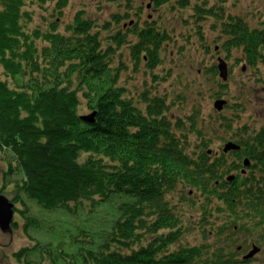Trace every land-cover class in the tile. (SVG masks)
I'll use <instances>...</instances> for the list:
<instances>
[{
    "label": "trees",
    "instance_id": "obj_1",
    "mask_svg": "<svg viewBox=\"0 0 264 264\" xmlns=\"http://www.w3.org/2000/svg\"><path fill=\"white\" fill-rule=\"evenodd\" d=\"M104 1L110 10L99 24L79 13L60 31L67 0H0V67L6 77L0 80V151L9 156L3 158L1 190L19 204L24 234L31 239L38 225L36 205L70 215L82 210L83 201L90 204L88 214L103 212L104 204L113 213L120 210L103 243L107 223L99 227L98 217L81 232L77 241L83 243L82 235L94 247L82 248L80 259L62 237L44 243L32 238L36 244L13 253L20 264H181V246L174 247L180 245L181 217L198 206L203 193L216 190L214 170L226 168L224 160L213 164L206 152L196 158L187 148L208 146L203 130H194L190 140L186 132L176 136L170 125L164 130L152 118L155 107L136 111L125 102L117 80L124 65L120 46L127 37L117 26L127 21V31L139 39L127 48L129 55L136 61L143 55L151 68L167 40L158 31H140L137 22L129 27L133 0ZM48 2L59 17L45 28L34 26L29 8ZM236 27L227 45L241 47L253 65V47L264 42L254 33L241 35ZM82 103L96 113L93 124L80 119ZM164 143L166 151L159 146Z\"/></svg>",
    "mask_w": 264,
    "mask_h": 264
},
{
    "label": "flooded vegetation",
    "instance_id": "obj_2",
    "mask_svg": "<svg viewBox=\"0 0 264 264\" xmlns=\"http://www.w3.org/2000/svg\"><path fill=\"white\" fill-rule=\"evenodd\" d=\"M133 1V6L129 11L135 17L134 22H137V28L140 31L149 29L160 32L167 39V41L162 42V47L175 48L178 55L187 52L181 48L186 46H182V43L179 44V38L188 39L192 36L189 33L187 35L186 28L198 24L194 20L196 18L204 20L203 24L210 28L212 25V30L216 31L218 37L226 38L227 35H231L232 38L235 25H237L238 28L236 27V29L240 31L241 35L251 33L248 30L249 27L241 18L230 19L222 6L217 9L209 8V0ZM144 2H146L145 8L150 5V8H146L149 13L145 16L144 10L137 11V3L144 7ZM79 13H81V16L89 18L88 13L85 15L84 11H79L76 15ZM121 28H123V34L127 37V44L120 46L122 47L120 49L125 51V55H121L120 59L124 63L123 69L125 64L129 62L136 75H144L146 79L149 77L151 79V82L145 83L141 95L129 98L126 95L123 96L125 102L136 111H141V109L147 111L152 108L151 106L155 107L156 113L152 115V118L159 120L161 122L159 126L164 130L170 125L176 136L181 137L186 132L185 134L190 137L194 134V130L205 132L206 124L191 121L188 116L186 119L180 118L181 120H179L178 118L175 120L174 115L169 114L167 96L173 97L174 103H178V99L172 93L165 94L162 86L157 85L159 81L164 82L169 79L170 73L164 70L163 65L167 61L166 58L173 57L175 53L166 55L164 50H161L160 57L154 67L151 68L146 64L143 55L138 58V61L135 60V57L129 55L127 48L139 41L138 35L127 31L128 26L125 25V22H123ZM177 29L179 30L177 35H181V30L185 31V34L176 40L177 46L174 47L175 44H170L169 41L173 39L174 35L171 34H174L173 31ZM196 33L200 34L201 30ZM260 38L264 42V33L260 35ZM227 43L218 42L211 48L206 46L205 50L199 48L197 52L202 60L211 59L214 61V64L209 66L204 64V68L199 69L200 72L203 70L208 75H217L218 78H220V72H224L225 76L228 75L231 70L230 63L225 56H220L219 50L226 47L224 49L226 52H230L231 49L242 52V48L232 47ZM118 53L120 54V51ZM243 60L247 67L252 66L244 54ZM244 68L245 66H243V70ZM121 72L118 76L117 85L118 88L126 90L127 87L120 83ZM210 79L215 81L211 76ZM143 92H147V94L143 96ZM234 116L229 117V120L222 119L219 124L221 133L219 132L215 144L209 143L206 147L200 144H190L188 147L190 151L196 152V158L200 156L201 152H206L209 161L213 164L221 163V161L214 163L217 159L224 160L226 168L214 170L219 179L215 182L216 190L203 193L205 198L198 200V206L187 211L181 217L183 228L180 230L181 238H179L178 243H188V246L181 249L183 252L182 262L211 264L210 261L213 258H220L222 262L264 264V116L254 117L251 114H245L243 126L238 121V114ZM260 120L263 121V124ZM233 126H237L239 130L227 134ZM151 128H153L152 124ZM216 129L218 130L217 125L211 127V130ZM134 130L138 131L137 128H134ZM150 132H154V130H150ZM227 142H233L234 148L225 153L223 148ZM159 146L165 151L168 148L166 143ZM250 202L253 203L251 208L238 206V204ZM254 204H258L259 207L256 208ZM228 205L236 206L228 207ZM256 246L259 247L260 251L251 259L244 260L243 257Z\"/></svg>",
    "mask_w": 264,
    "mask_h": 264
},
{
    "label": "rangeland",
    "instance_id": "obj_3",
    "mask_svg": "<svg viewBox=\"0 0 264 264\" xmlns=\"http://www.w3.org/2000/svg\"><path fill=\"white\" fill-rule=\"evenodd\" d=\"M67 7L61 13V17L55 15L52 11V5H44V8L33 5L29 8L30 13L32 14L33 20L32 24L34 26H40L42 28L46 27V24L51 19L55 21L58 17L60 21L58 23V28L60 31L65 29L73 21L75 14L79 11H84V14H90L89 18L94 20L96 24L101 22L105 11L110 10L109 3L104 0H67ZM210 3L214 5L222 6L226 10L227 15L230 19L235 17L241 18L244 23L249 27L248 30L255 35H263L264 30V0H209ZM146 2H144V7L141 8V11L144 10V16L149 13L147 6L145 8ZM137 5H139L137 3ZM58 11V10H57ZM152 12V11H151ZM153 13V12H152ZM131 19H135L134 16ZM198 24L186 28V33L191 34L188 39L180 37L185 34V31L181 30V35H177L179 30H174L171 35L173 39L170 40V44H176V40L179 38V44L182 46L186 53L178 55L175 51V48H166L164 54L168 55L170 53L174 54L173 57H167L166 63L163 65L164 70L170 73L168 80L164 82L159 81L157 85H161L163 92L165 94L172 93L178 99V103H174L173 97L167 96L169 100V114L174 115V119L181 120L182 118L190 117L191 121H198L199 123L206 124L205 133L210 141V143L215 144L217 136L221 133L219 124L222 122L223 118L229 120V117L238 114L239 122L243 123L244 115H252L254 117L264 116V53L263 45L257 48L253 47L256 52V59L254 64L251 67H247L245 61L243 60V53L240 50L231 49L230 52H226L221 48L219 50L220 56H225L230 63L231 70L228 75L221 80L218 76L211 74H206L203 70L200 72L199 69H203V65H212L214 64L213 60H202L198 54L199 48L205 50L207 47H213L214 44L218 42H229L231 35L225 37H218L216 31L212 30L209 26L204 25V20L194 19ZM125 22H120L118 28H120ZM132 21H129V26L133 24ZM131 23V24H130ZM198 34L196 32H200ZM70 36V33L67 34ZM259 44L255 43V46ZM207 46V47H206ZM122 55H125L123 53ZM123 59V58H122ZM243 66H245L243 70ZM210 69L212 67H209ZM122 77L120 78V83L123 86H126L127 89L126 97L139 96L142 94V91L145 88V83L151 82L150 77L146 79L144 75H136L132 70L129 62L125 64V68L121 72ZM214 78L215 81L210 79ZM6 77L3 74V70L0 67V80L5 79ZM132 92L130 93V91ZM221 92V97H218L216 93ZM217 99L226 100V104H222V107L219 109L214 107L215 101ZM85 104V101L83 100ZM81 105L82 115L89 114L91 111ZM197 114L196 120H193V114ZM237 116V115H236ZM234 116V117H236ZM181 118V119H180ZM83 121V120H82ZM85 122V121H83ZM263 124V121L260 120ZM87 123V122H85ZM218 126V130H211V127ZM237 126L231 127L228 133H233L238 131ZM220 132V133H219ZM182 136V135H181ZM191 139V136L188 137ZM189 145L187 146V148ZM9 158L6 153L0 152V186L2 184L3 171L6 169L5 162L3 158ZM19 175H22L20 172ZM19 175H16L18 179ZM13 178V177H12ZM8 189V188H7ZM1 194L7 196L11 200L9 193H4L2 190ZM9 200V201H10ZM30 203V201H28ZM19 208V204H16ZM87 201L82 202V210H79L78 214L70 215L61 210L49 211L39 208L37 205L33 208V216L37 217L38 225L31 229V237L37 239L40 243L46 241H57L63 238L65 242L63 245L67 246L70 251L76 253L78 259L81 258V255L84 253L81 251L82 248L88 249L93 248L94 245L87 242V238H84L81 235L83 243L77 241L80 237V234L85 229H90L94 219L96 217L99 223V227L107 223V228L103 240H100V243H103L105 240L106 233L111 229L113 222L119 217V212L113 213V210L110 211L106 204L101 207L103 212L97 214H88ZM120 201L118 204V208ZM15 206V208H17ZM15 209L13 223L17 225L15 228L7 232H2L0 230V264H20L15 261L13 253L17 252L22 247H31L36 244L35 240L29 239L26 234L23 232L22 226H24V219L21 217L20 213ZM89 227V228H87ZM94 229V227H93ZM264 234V230H263ZM87 235V234H85ZM51 236V237H50ZM88 237V236H87ZM84 238V239H83ZM57 239V240H56ZM74 239V240H73ZM90 239V238H89ZM62 245V248H65ZM221 262L220 258L212 259L211 264H219ZM46 264V262H44Z\"/></svg>",
    "mask_w": 264,
    "mask_h": 264
},
{
    "label": "water",
    "instance_id": "obj_4",
    "mask_svg": "<svg viewBox=\"0 0 264 264\" xmlns=\"http://www.w3.org/2000/svg\"><path fill=\"white\" fill-rule=\"evenodd\" d=\"M148 7H150V5H148ZM222 104H225V101L220 100L215 102V108L220 109L222 107ZM95 116L96 113L92 112L91 114L81 116L80 119L87 123H94ZM232 148H234L233 144L228 143L224 148V152H227ZM13 215H14V204L10 202L6 196L0 194V230L2 232H7L11 230V222L13 220ZM251 255L252 253L248 255V257Z\"/></svg>",
    "mask_w": 264,
    "mask_h": 264
},
{
    "label": "bare ground",
    "instance_id": "obj_5",
    "mask_svg": "<svg viewBox=\"0 0 264 264\" xmlns=\"http://www.w3.org/2000/svg\"><path fill=\"white\" fill-rule=\"evenodd\" d=\"M105 14H106V12H104ZM76 15V14H75ZM107 15H105V16H103V18H105ZM74 20V19H73ZM73 22V21H72ZM71 22V23H72ZM179 238H181L180 236H179ZM178 241H179V239H178ZM181 246V247H180ZM184 246H188V243L187 242H180V245H179V247L182 249ZM180 249V250H181ZM181 255L183 256V252H182V250H181ZM185 262L186 261H183L182 263H184L185 264ZM188 262V261H187ZM229 264H238L237 262H234V261H230L229 262ZM250 264H252V263H250Z\"/></svg>",
    "mask_w": 264,
    "mask_h": 264
}]
</instances>
